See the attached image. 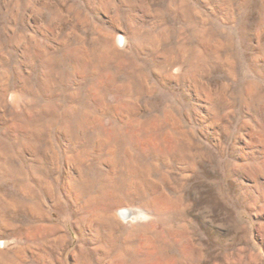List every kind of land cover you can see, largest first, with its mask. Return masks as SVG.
I'll return each mask as SVG.
<instances>
[{
  "label": "rangeland",
  "instance_id": "rangeland-1",
  "mask_svg": "<svg viewBox=\"0 0 264 264\" xmlns=\"http://www.w3.org/2000/svg\"><path fill=\"white\" fill-rule=\"evenodd\" d=\"M98 263L264 264V0H0V264Z\"/></svg>",
  "mask_w": 264,
  "mask_h": 264
},
{
  "label": "bare ground",
  "instance_id": "bare-ground-1",
  "mask_svg": "<svg viewBox=\"0 0 264 264\" xmlns=\"http://www.w3.org/2000/svg\"><path fill=\"white\" fill-rule=\"evenodd\" d=\"M125 43H126V38L125 37H123V36H121V37H119L118 38V45L119 46H124L125 45ZM96 45V44H95ZM96 48V47H95ZM103 48V47H102ZM23 49V48H22ZM100 49V48H99ZM145 49V48H144ZM103 50V49H102ZM139 50V53H140V51H141V49H138ZM97 51V49H95L94 51H92L93 52V55L96 57V56H100V57H98V59H102V57H101V55H98L99 53L98 52H96ZM106 51V50H105ZM85 53V55L87 54L89 57H90V52H89V50H87V51H84ZM114 54H116L117 55V53H113V56H115ZM82 55V54H81ZM84 55V56H85ZM108 55V54H107ZM108 57H109V55H108ZM107 57V58H108ZM110 58V57H109ZM90 59V58H89ZM84 60V59H83ZM88 60V59H87ZM167 60V59H166ZM86 62V61H85ZM85 62H84V64H85ZM89 63V62H88ZM110 63V62H109ZM164 63V62H163ZM99 64V63H98ZM140 64V63H139ZM106 64L104 63V68H107L106 66H105ZM110 65V64H109ZM102 66V67H103ZM109 68H110V66L108 67V70H109ZM118 68V67H117ZM101 69H103V68H101ZM101 69H100V71H101ZM85 70V69H84ZM83 70V71H84ZM88 70V69H87ZM98 71V70H97ZM105 71V70H104ZM140 71V70H139ZM107 72V71H106ZM119 72V71H118ZM127 72V71H126ZM133 72V71H132ZM89 73V72H88ZM84 74H85V72H84ZM83 74V75H84ZM90 74V73H89ZM134 74V73H133ZM144 74V73H143ZM142 76V75H141ZM84 77V76H83ZM112 77V76H111ZM138 77V76H137ZM144 79V78H143ZM118 80V79H117ZM129 80V79H128ZM133 80V79H132ZM97 81V80H96ZM107 81V80H106ZM105 81V82H106ZM116 81V80H115ZM104 83V82H103ZM101 84V83H100ZM130 84V83H129ZM136 84V83H135ZM103 85V84H102ZM144 85V84H143ZM109 86V85H108ZM129 86V85H128ZM134 86H136V85H134ZM133 86V87H134ZM132 87V88H133ZM140 87L142 88L143 86H141L140 85ZM147 87V86H146ZM117 88V87H116ZM148 88V87H147ZM109 89H110V86H109ZM136 89H138V88H136ZM112 90V89H111ZM134 90V89H133ZM135 94V93H134ZM203 95V94H202ZM130 98V97H129ZM101 110V109H100ZM41 113V112H40ZM43 114V113H42ZM39 115V114H38ZM51 115V114H50ZM69 115V114H68ZM97 115V114H96ZM56 117V116H55ZM97 117V116H96ZM64 119V118H63ZM62 119V120H63ZM66 120V119H65ZM123 121V120H122ZM121 122V121H120ZM58 124V123H57ZM116 130V129H115ZM118 131L119 132H121L120 131V128L118 127ZM117 131V132H118ZM108 133H110V134H112V133H114V131H113V128H109V130H108ZM30 136V135H29ZM98 142V141H97ZM96 143V142H95ZM97 144V143H96ZM95 144V145H96ZM99 144V143H98ZM97 144V145H98ZM102 144H104V143H102ZM100 145V144H99ZM90 146V145H89ZM110 146V145H109ZM74 147V146H73ZM96 147V146H95ZM124 147V146H123ZM97 148V147H96ZM85 149V148H84ZM98 149V148H97ZM113 149V150H112ZM112 149H108V151H105V152H108V154L109 155H114V153L116 154V151H114V148H112ZM94 150V149H93ZM96 151V150H95ZM95 151H92V152H95ZM142 151V150H141ZM131 150H130V148L129 147H125L124 149H123V159H122V161H118L119 163H122L121 164V166H122V169H123V165H128V164H131V161L133 160V156L131 155ZM98 154H99V152H98ZM111 156H110V158L109 159H112L111 158ZM95 157H93V159H94ZM106 159V158H105ZM108 160V159H107ZM124 160V161H123ZM109 162V169H106L105 171L103 170V173H105L106 174V178L104 179V178H102V177H98V179L96 180V181H98L99 183H100V187L99 188H101L102 186H106L108 183L107 182H109L110 183V181H111V176H113V173H114V171L117 169V167H118V165H120L119 163H116V164H112L113 165V167H111V163H110V160H108ZM103 161L102 160H97L96 161V163H98L97 164V167H99L100 165H101V163H102ZM96 165V164H95ZM132 166V165H131ZM112 168H113V170H112ZM130 169H131V167H130ZM112 172V173H111ZM102 182V183H101ZM131 183V182H130ZM128 184V183H127ZM134 184V183H133ZM76 185H78V186H80L81 188V191L79 192V193H76V194H74V197H75V200H77V201H79L80 199H82V197L83 196H85V198L87 197V199H85V201H86V203H89V202H91V201H93L95 198H97L98 197V194L99 193H97L98 191L97 190H95L94 191V188H93V185H94V183H93V181L91 180V179H89L87 176H85V175H83V173H80V177H79V179L78 180H76ZM98 186V185H97ZM99 188H98V190H99ZM97 189V188H96ZM109 195V194H108ZM94 196V197H93ZM133 196V195H132ZM93 197V198H92ZM94 203V202H93ZM120 214L122 215V217H123V219H130V218H132V216H133V211H132V209H129V208H123V209H121L120 210ZM100 245V244H99ZM109 248H111L110 246H109ZM100 249V248H99ZM101 250V249H100ZM108 250V249H107ZM107 250H104V254H103V256L100 258L101 260H104V259H106L108 256H110L111 255V253H110V251H107ZM111 250V249H110ZM99 259V257H97V261L98 260H100ZM99 262V261H98ZM98 264H101V263H98Z\"/></svg>",
  "mask_w": 264,
  "mask_h": 264
}]
</instances>
